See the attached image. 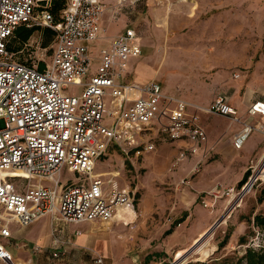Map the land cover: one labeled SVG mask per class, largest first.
I'll list each match as a JSON object with an SVG mask.
<instances>
[{"label":"built area","instance_id":"built-area-1","mask_svg":"<svg viewBox=\"0 0 264 264\" xmlns=\"http://www.w3.org/2000/svg\"><path fill=\"white\" fill-rule=\"evenodd\" d=\"M124 1L128 0H120ZM36 5L37 0H0V259L14 262L1 238L12 237L15 221L27 226L44 215L57 214L71 223H107L119 209L135 208L136 191L127 181L121 184L120 168L94 171L113 146L124 154L132 150L141 155L155 149L153 133L170 141L185 140L189 145L180 148L175 167L197 154L207 141L202 114H217L242 124L233 140L237 149L252 132L264 134V124L247 122L223 96L208 104L192 103L164 91L157 80L131 78L129 60L143 53L135 41L139 35L135 28L127 27L101 50L98 66L91 73L88 43L101 31L104 0H69L57 23L48 11L36 12ZM21 23L42 24L56 31L51 60L43 68L39 67L41 60L19 61L7 47ZM72 85L82 87L80 96L69 91ZM247 114L264 115V100H256ZM66 166L84 177L63 182ZM258 167L245 183L224 193L231 209L256 181L264 180ZM20 175L27 181L18 189L9 180ZM105 175L112 178L104 180ZM210 194L218 196L214 189L200 195L206 207ZM58 255L55 251L54 256Z\"/></svg>","mask_w":264,"mask_h":264},{"label":"rangeland","instance_id":"rangeland-1","mask_svg":"<svg viewBox=\"0 0 264 264\" xmlns=\"http://www.w3.org/2000/svg\"><path fill=\"white\" fill-rule=\"evenodd\" d=\"M128 1L122 3L118 0L113 8V16L118 18L128 12L129 24L139 32L135 41L142 46L143 53L140 57H132L128 68V74L134 80H157L164 91L198 104H207L220 92L231 93L237 84L241 86V94L254 86L256 95L258 68L263 70L260 78L264 81V66H258L264 57V0H137L134 8ZM165 22L168 23L166 26ZM161 24L163 26L160 27ZM116 28L102 26L98 38L88 43L93 57L91 73L98 66L101 50L110 46ZM39 36L38 32L33 34L22 57L49 62L53 43L41 47ZM188 50L196 56L194 60L192 55L193 62L188 61ZM235 72L242 73L241 77L235 78ZM69 91L80 96L82 87L72 85ZM261 94L264 97V91ZM209 115L228 122L221 115ZM225 129H228V125ZM150 138L155 144L154 150L136 155L128 147L130 151L124 154L120 147L113 146L110 155L100 160L94 170L100 172L120 168V180L131 183L136 191L137 211L148 210V216L142 220L140 216L137 222L127 227L137 230L144 226L140 233L144 250L142 255L163 241L167 236L164 229L169 227V223H176L183 212L187 211L190 215L187 227L191 229L192 226H199V214L204 210L215 214L210 218V227L221 219L220 224L209 233H202L190 248L178 250V259L174 264H245L243 256L249 247L260 249L264 246V228L253 222L256 214L264 215V180L256 181L236 208L231 209L226 198L215 204V199L208 196V207L215 209L210 211L200 198L193 201L189 196L192 194L181 195L180 187L186 185L177 181L185 172L179 175L181 166L172 168L180 150L179 141H170L154 133ZM220 140L221 137L217 139L219 152L212 153L211 158L200 167V172L206 170L208 173L207 177L201 179L208 182L204 190L216 185L240 186L247 170L251 172L250 177L255 173L256 165L264 179V156L262 159L253 156L244 166L232 151H227L229 145L233 146V132L222 146ZM224 145H227L226 148ZM257 151L256 143L249 139L244 148L237 152L238 157L242 156L241 159L246 161ZM82 177L84 175L70 171L67 166L62 172L63 182L81 180ZM111 178L110 175L103 177L104 180ZM190 178L193 180L192 176ZM9 181L21 189L27 179L20 175ZM124 182L121 184L124 185ZM192 191L196 190L193 188ZM77 228L89 233L91 240L94 237L90 223H81ZM150 243L152 246H149ZM85 248L91 252L87 255L91 260L100 254L96 249ZM176 258L163 260L143 257L140 263L153 260L150 264H170Z\"/></svg>","mask_w":264,"mask_h":264},{"label":"crops","instance_id":"crops-1","mask_svg":"<svg viewBox=\"0 0 264 264\" xmlns=\"http://www.w3.org/2000/svg\"><path fill=\"white\" fill-rule=\"evenodd\" d=\"M104 1L106 2V11L102 16L101 25L104 26V28L110 26L117 27L111 37V41L127 27H132L137 30L136 27L129 24L130 18L128 16V12H126L127 15L126 13H123V15L118 18L113 16V8L118 0ZM128 2L130 5H133V8L136 7L134 5L136 4L135 1L129 0ZM189 17L187 16V18ZM167 24V22L164 23L165 26ZM159 26L161 27L163 24ZM192 55H194L195 60V54H192L191 51L188 50L187 58L190 62H193V59H191L193 58ZM258 66H264V57L261 61H259ZM262 72L263 70L260 68L256 71V95L254 86L249 87L245 94H241V86L240 84H237L233 86L231 93L227 94L220 92L216 94L208 103L213 101L217 96H223L230 104L238 108L240 115L244 116V119L247 122H250L255 126L264 124V115L247 114L248 108L256 100H264V97H262L263 95L261 94V92L264 91V81H261L260 78V74ZM241 74L242 73L240 72H235L234 77L238 79L241 77ZM131 78H133L132 75ZM257 90L261 92H258ZM224 118L228 119L227 123L221 118H212L209 114H202L200 122L207 132L208 139L201 145V149L197 154L190 156L188 159L177 165L178 167L181 166L180 172L178 173L179 175L185 172V175L181 176L177 181V183L181 181L186 185L180 187L181 195L184 196L185 194H192L189 196H191V200L193 201L200 198L202 193L209 192L214 189V192L218 194L217 197H213L216 204L223 198L225 199L224 193L228 188L237 186V184L225 186L216 185L208 190H204L205 187H207L208 182H206V180H201L204 177H207L208 173L206 170L200 172V167L204 164V162L206 163L211 158L212 153L219 152L217 149V139L221 137L220 146H222L223 143L232 135V132L234 140L235 135L242 128V124L232 121L227 117ZM227 125L228 129H225ZM249 139H252L253 143H256L258 151L257 153L254 152L253 155H251L246 161L241 159L243 158L242 156L239 158L237 152L243 149L245 144L241 149H237L232 141L233 146L229 145V149H227V151H232L235 157L243 163L244 166L245 163L248 164L250 162V159L253 156L260 159L264 156V134L260 131H254L249 136L247 141H249ZM178 145L180 148L187 147L189 143L185 140H181L178 142ZM226 146L227 145H224V148H226ZM178 153L179 150L177 155ZM198 164L201 165L199 166V169L196 170V166H198ZM178 174L176 176H179ZM190 176H192L193 180H191ZM193 188L196 191H192ZM209 196H212V194ZM136 200L137 198L135 197V208L131 207L130 209L125 210L121 217H118V214L120 213L119 211L125 207L119 209L116 218L107 223H71L63 220L57 214L44 215L37 221L27 226L20 225L15 221L11 226L12 237L10 239L1 238V241L7 244L14 259L13 264H150L153 260L149 263H142V261L140 263V258L146 257L147 259L150 257H159V259L163 260L176 258L178 250H186L190 248L202 233L207 232L211 228L210 218L215 215L213 212L203 210L201 214H199L201 220V222L199 221V226H192V228L189 229L187 225L190 220V215L188 216L187 211L183 212L182 216L177 219L176 223L175 221L173 223H169V227L164 229V234L167 236L163 239V241L159 242L151 250L142 255L144 250L141 247L142 242L140 240V233L143 231L142 229L144 226L141 225L137 230H130V227L129 229L127 228L128 225L137 222L140 216L142 220L148 216L149 213L148 210L145 209L139 213L136 209ZM213 208L208 207L210 211L215 210ZM81 223L85 225L90 223V231L94 233L92 240L89 233L82 232L79 228H77V225ZM177 224H179V226H177ZM143 240L146 239L143 238ZM150 245L151 243L149 246ZM87 246L96 249L100 252V254L96 255L93 257V260H91V258L87 256L91 253L87 252L85 248ZM55 251L59 252L58 256H54ZM98 258H102V263L98 262ZM0 264L12 263L8 260L0 259Z\"/></svg>","mask_w":264,"mask_h":264},{"label":"trees","instance_id":"trees-1","mask_svg":"<svg viewBox=\"0 0 264 264\" xmlns=\"http://www.w3.org/2000/svg\"><path fill=\"white\" fill-rule=\"evenodd\" d=\"M68 1L69 0H37L36 12L41 13L44 10L48 11L50 16L54 19V22L57 23L61 20L62 12L66 8ZM35 32L40 34L39 38L41 47H46L51 43L54 45L57 34L52 27L37 23L32 25L21 23L7 43L8 49L16 54L19 61L26 63L32 62V60L24 59L22 53L29 46V41ZM44 65V61H41L39 67L43 68ZM250 173V170L245 173L241 185L247 181ZM261 199L262 198H260V200ZM253 222L254 225L264 228V215L256 214ZM243 259L245 260V264H264V246L260 249L249 247L243 256Z\"/></svg>","mask_w":264,"mask_h":264},{"label":"water","instance_id":"water-1","mask_svg":"<svg viewBox=\"0 0 264 264\" xmlns=\"http://www.w3.org/2000/svg\"><path fill=\"white\" fill-rule=\"evenodd\" d=\"M220 220H221V219H220ZM220 220H218V221H217V222H216V223H215V224H214V225H213V226H212V227L206 232V234L209 233L210 231H212V229H214V227H216L217 225H219V224H220V223H219ZM206 234H205V235H206ZM177 259H178V258L175 259V261L173 262V264L177 261Z\"/></svg>","mask_w":264,"mask_h":264},{"label":"bare ground","instance_id":"bare-ground-1","mask_svg":"<svg viewBox=\"0 0 264 264\" xmlns=\"http://www.w3.org/2000/svg\"><path fill=\"white\" fill-rule=\"evenodd\" d=\"M130 208H131V206H129V207L127 206V207H125L124 209L120 210V211H119L120 213L118 214V217H121L122 214L124 213V211L127 210V209H130Z\"/></svg>","mask_w":264,"mask_h":264}]
</instances>
